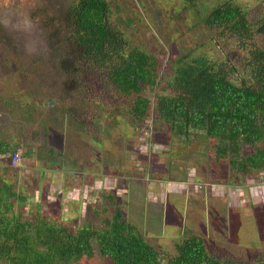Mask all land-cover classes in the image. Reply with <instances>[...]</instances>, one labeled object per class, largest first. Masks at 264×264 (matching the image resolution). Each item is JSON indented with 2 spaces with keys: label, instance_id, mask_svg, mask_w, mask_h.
I'll return each instance as SVG.
<instances>
[{
  "label": "rangeland",
  "instance_id": "1",
  "mask_svg": "<svg viewBox=\"0 0 264 264\" xmlns=\"http://www.w3.org/2000/svg\"><path fill=\"white\" fill-rule=\"evenodd\" d=\"M70 1L0 0V141L21 154L18 166L0 165V185H13L25 211L39 204L64 226L103 231L119 211L155 249L173 254L175 242L196 236L219 259L263 263L264 171L232 172L201 132L177 135L154 124L153 111L136 126L119 101L93 90L60 42ZM235 1L253 24L264 21V0ZM109 2L113 22L138 43L159 42L163 82L175 60L204 43L212 59L229 55L242 67L239 53L193 25L181 0ZM176 13L181 20H171ZM156 92L146 95L154 101ZM51 151L60 159L47 158ZM100 180L108 182L99 188ZM92 245L94 256L78 264H112Z\"/></svg>",
  "mask_w": 264,
  "mask_h": 264
},
{
  "label": "trees",
  "instance_id": "2",
  "mask_svg": "<svg viewBox=\"0 0 264 264\" xmlns=\"http://www.w3.org/2000/svg\"><path fill=\"white\" fill-rule=\"evenodd\" d=\"M181 5L194 18L193 25L210 33V42L225 43L229 53L241 55V69L229 55L212 59L203 53L204 43L174 61L169 80L157 79L160 60L155 49L161 45L140 44L113 22L109 0H71L60 42L70 46L84 78L93 81L92 89L119 101L136 126L153 111L154 124L164 123L177 135L201 132L213 141L211 155L232 172L261 173L264 21L253 24L235 0H181ZM170 18L181 20L180 13ZM155 88L153 101L146 91ZM17 151L0 141V165L12 167L11 155ZM57 155L51 151L47 158L58 160ZM23 201L11 183L0 185V264H78L94 256L93 240L98 254L112 264H162V259L166 264H233L211 255L196 236L175 242L173 254L155 249L136 226L121 220L119 211L111 226L94 231L64 226L52 213L41 212L39 204L25 211Z\"/></svg>",
  "mask_w": 264,
  "mask_h": 264
},
{
  "label": "built area",
  "instance_id": "3",
  "mask_svg": "<svg viewBox=\"0 0 264 264\" xmlns=\"http://www.w3.org/2000/svg\"><path fill=\"white\" fill-rule=\"evenodd\" d=\"M20 155H21L20 152H16L14 154V156H13V158L11 160V166H16L17 165V163L19 162L20 157H21Z\"/></svg>",
  "mask_w": 264,
  "mask_h": 264
},
{
  "label": "crops",
  "instance_id": "4",
  "mask_svg": "<svg viewBox=\"0 0 264 264\" xmlns=\"http://www.w3.org/2000/svg\"><path fill=\"white\" fill-rule=\"evenodd\" d=\"M99 182H100V183H99V188H100L102 184H106L108 181H107V180H104V181L102 182V181L100 180ZM92 187H93V186H92ZM99 188H98V189H99ZM104 188H106V187H104ZM166 191H167V188H166ZM101 193H102V189H101V191H100V194H101ZM149 193H150V192H149ZM100 194H99V195H100ZM150 195L152 196V192L150 193ZM148 198L151 199L150 196H149ZM154 199H155V198H153V200H154ZM151 200H152V199H151Z\"/></svg>",
  "mask_w": 264,
  "mask_h": 264
},
{
  "label": "water",
  "instance_id": "5",
  "mask_svg": "<svg viewBox=\"0 0 264 264\" xmlns=\"http://www.w3.org/2000/svg\"><path fill=\"white\" fill-rule=\"evenodd\" d=\"M52 103V101H49L48 104L50 105Z\"/></svg>",
  "mask_w": 264,
  "mask_h": 264
},
{
  "label": "bare ground",
  "instance_id": "6",
  "mask_svg": "<svg viewBox=\"0 0 264 264\" xmlns=\"http://www.w3.org/2000/svg\"><path fill=\"white\" fill-rule=\"evenodd\" d=\"M159 88H160V86H159Z\"/></svg>",
  "mask_w": 264,
  "mask_h": 264
}]
</instances>
